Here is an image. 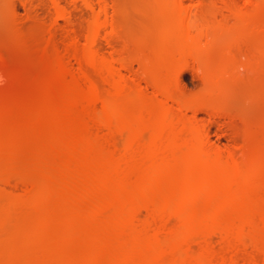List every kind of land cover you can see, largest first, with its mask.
<instances>
[{"label": "bare ground", "instance_id": "obj_1", "mask_svg": "<svg viewBox=\"0 0 264 264\" xmlns=\"http://www.w3.org/2000/svg\"><path fill=\"white\" fill-rule=\"evenodd\" d=\"M77 1L91 12L84 32L61 41L59 20L71 21ZM97 1L74 0L68 9L49 0L45 92L32 114L16 103L22 121L0 144V183L20 186L11 207L23 220L8 233L10 214L0 208V264H264V144L220 148L183 112L198 105L173 89L181 71L197 65L205 91L225 100L254 49L245 66L264 99V0H212L200 13L184 0H158L157 65L132 79L124 72L130 60L115 56L121 26L106 0ZM16 6L9 0L7 12L17 17ZM217 41L220 58L212 56ZM20 158L29 159L24 169ZM6 192L0 187V199Z\"/></svg>", "mask_w": 264, "mask_h": 264}, {"label": "rangeland", "instance_id": "obj_2", "mask_svg": "<svg viewBox=\"0 0 264 264\" xmlns=\"http://www.w3.org/2000/svg\"><path fill=\"white\" fill-rule=\"evenodd\" d=\"M14 1L18 9L17 14L19 16L17 15V17L7 12L9 0H0V60H5V67L0 72V105H9V108L11 107L12 109L7 115L3 114V110H1L2 113L0 112L1 145L5 144L13 136L11 131H8L10 130V124L16 121L21 122L22 114H32L38 107L37 104L41 102L42 94L45 92V88L42 89V87L45 86L44 81L46 80L45 76L48 68L44 60L45 58L41 53V45L42 43L44 44L49 36V23L53 17L49 0H31L30 3L25 5L19 0ZM184 1L189 11L200 13L203 12L202 10H204L206 4L212 0ZM233 1L236 4L244 5V0ZM77 2L78 6L75 5L74 0H61V3L67 6L68 9L74 7V5L77 6V8H71L70 10V12L73 10L71 13L74 15H71V21L59 20V26L56 28L55 33L61 41L67 40L68 31L73 32L75 30L81 34L84 32L86 19L89 18L91 12L86 7L81 6L79 1ZM106 2L109 13L116 17L121 26V35L118 39L119 41L117 40L119 46L115 52V56L130 60L131 67L124 72L129 74L131 79L133 76L135 78L143 72H152L156 68L155 65H157L156 50L161 43L159 29H161L162 23L160 19H157L159 18L157 17L158 0H106ZM150 4H152V7ZM154 6H156L155 9ZM15 17L20 21V25L16 24L17 19ZM12 19L16 20L13 21ZM12 21L15 25L12 24ZM16 25L21 27L23 34L19 32L16 34L17 31L12 30L14 26L17 28ZM17 35H20L21 41L17 39ZM26 37L27 39H25ZM221 43L222 41H217L215 52L213 51L212 53V56L215 58H220L223 55L221 54L222 47L220 46L223 45ZM100 45L105 53H110L111 47L104 39H101ZM254 52V49L249 51V56L247 55L249 59L244 58L243 63L238 69L242 78L246 77L250 81L246 79H240L238 80L239 82L236 81L235 85L233 84L234 88L232 86L231 91L226 96L224 95L225 100H223V96L219 97V94H214L213 96V94L205 91V82H202L204 81L202 80L204 79L203 74H201L202 69H199L197 65L187 67L181 71L179 78H177L176 86L174 85L173 87L174 92L176 91L175 93L185 103L190 106L198 105L200 109L188 108L184 109L183 112L188 117L194 118L198 123L204 124L208 128L210 141L219 145L224 150L231 149L239 152L241 151L239 145L241 142L243 144L245 140V142L249 140L248 144H255V147L254 145L252 146L255 149H261L262 147L260 146L264 144V139H262L264 138V99L256 98L257 92L255 91H258L260 83L255 82L256 79L253 78L254 74L251 73L249 75L250 72H247L248 70L245 66L248 63L246 60H251ZM145 59L147 61L146 64L142 63V60ZM248 76L250 79L247 78ZM141 83L143 86L147 85L144 80H141ZM236 89H238V92ZM148 92L153 95L154 89L148 86ZM228 96L229 98L227 99ZM30 99L32 100L30 101ZM16 103L21 105L20 107H24L28 112L25 111L21 114V108H17L19 105ZM203 103L205 104L203 105ZM221 106H223L222 111L218 112L217 110L219 109L217 108ZM24 109H22V112ZM222 112L223 114H221ZM12 117L14 118L12 119ZM249 147L251 149V145ZM6 159L7 155H0L1 168L4 167ZM24 160H28V162L24 163ZM19 161H22V163ZM18 162L20 167H23L22 169L29 165L27 164L29 163L28 158H20ZM13 179L16 180L15 177ZM0 187H4L7 190L0 199V208L3 212L10 214V218L6 223V230L9 231L8 233H12V231L14 232L15 229L17 230L23 224V220L19 216L20 210L17 209V211L11 207V201L20 191V186L15 188L14 184L6 185L0 183ZM16 212H19V214ZM213 240L218 242L219 237L214 236Z\"/></svg>", "mask_w": 264, "mask_h": 264}]
</instances>
